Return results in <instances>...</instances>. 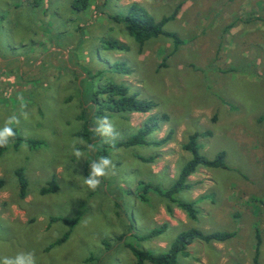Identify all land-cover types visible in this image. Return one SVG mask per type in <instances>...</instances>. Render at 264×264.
<instances>
[{"label": "rangeland", "instance_id": "374dc122", "mask_svg": "<svg viewBox=\"0 0 264 264\" xmlns=\"http://www.w3.org/2000/svg\"><path fill=\"white\" fill-rule=\"evenodd\" d=\"M132 1L155 20L175 11L163 29L183 43L159 35L138 44L114 18ZM116 61L130 72L116 70ZM107 82L155 106L110 111L105 93L91 96ZM162 113L167 118L147 138L171 130L164 142L114 146ZM10 116L19 120L18 138L0 151V259L31 251L37 264H135L129 245L158 254L177 233L198 228L234 234L189 243L187 254H176L179 264H252L254 252L260 264L254 233L264 227V0H89L85 9L71 0H0V128ZM104 116L115 140L77 134ZM207 129L199 152L213 158L223 151L228 168L199 166L187 177L191 187L172 195L194 200L189 218L153 187L172 185L190 158L181 143ZM103 156L115 167L92 190L85 177Z\"/></svg>", "mask_w": 264, "mask_h": 264}, {"label": "trees", "instance_id": "16d2710c", "mask_svg": "<svg viewBox=\"0 0 264 264\" xmlns=\"http://www.w3.org/2000/svg\"><path fill=\"white\" fill-rule=\"evenodd\" d=\"M89 0H71V6L75 9H85L88 5ZM175 15V11L170 13L169 15L162 16L160 19L155 20L147 10L138 4L136 1H132V3L127 5L126 11H124L119 16L115 15L114 18H120L125 21L126 29L133 36L134 40L138 44L144 43L146 40L152 37H157L159 35L168 37L171 41L173 46L183 43V40L179 38L174 32H170L163 29V25L169 19H172ZM104 45L109 48H114L118 50L125 49V45L120 41L115 40H106L104 41ZM114 68L121 72L122 74H127L130 72L129 67L122 61H116L114 64ZM102 92L105 93L107 98L105 99L106 109L110 111H124V112H148L154 106L155 103L151 100H144L137 97L135 92L130 93L128 86L122 83H114V82H107L105 85L99 87L93 93L91 92V96L96 98V93ZM167 116L162 113L159 115L150 114L148 115L135 129V133L128 139L124 141H120L114 144L115 147L117 146H128L132 144H154L159 145L164 142L171 134V130L168 133L160 138V139H150L147 138V135L155 129L157 126V121L165 120ZM87 123L84 124L83 128L85 130L78 131V135H82L84 132L92 133L94 132V128L86 127ZM14 130V129H13ZM15 132V130H14ZM210 130H204L202 132H191L188 133L186 136V140L181 143V148L185 150L190 158L182 164L179 170H177L176 176L173 179L172 185L169 188H166L164 191L157 187H153L158 193L163 196H167L170 203L176 205L180 208L187 217L194 218L197 209L193 207V201H179L172 197L174 193L180 190H186L190 188L191 184L187 182V176L190 175L195 171V169L199 166L203 167H221V168H228L226 163L223 161L224 153L220 151L216 154L213 158H206L199 152L200 144L198 143V138L203 136L210 135ZM15 137L18 138V135L15 133ZM93 139V138H92ZM91 140V139H90ZM94 140V139H93ZM5 147V146H4ZM4 147H0V151ZM142 160L150 161L152 158H143ZM19 173V171H18ZM88 175H86L87 177ZM20 184V194L23 192L25 181L23 178L19 179ZM54 186V185H53ZM150 186V185H149ZM148 187V185H146ZM49 190L53 189L48 187ZM48 189L41 188V192H45ZM166 211L170 212L171 205H165ZM75 220V219H74ZM72 220V222H74ZM161 224L160 226H163ZM158 231V230H157ZM156 229L150 230L147 234L154 235ZM233 231H210L205 232L198 228H190L185 231L179 232L175 235L173 240L168 244V246L158 254H152L148 251L138 249L133 246H128L131 252L134 254L136 260L135 264H143L144 261L149 262L151 264H179L176 261V254L178 252H182L187 254L186 246L195 241H203V242H210V241H223L233 235ZM67 236V232L63 233L60 237H58L52 244H58L65 240ZM256 244L259 243L260 236L259 232L255 230L254 233ZM51 244V245H52ZM107 244V243H106ZM49 246H47L48 248ZM252 264H259L257 262V253L254 252L252 256Z\"/></svg>", "mask_w": 264, "mask_h": 264}, {"label": "clouds", "instance_id": "9594fccd", "mask_svg": "<svg viewBox=\"0 0 264 264\" xmlns=\"http://www.w3.org/2000/svg\"><path fill=\"white\" fill-rule=\"evenodd\" d=\"M19 99H23L19 97ZM25 116L27 114L25 113ZM19 120L16 116H10L4 123V126L0 128V147L6 146L9 141L15 137V132L13 130V124H18ZM97 134L102 137L111 138L115 140L116 131L113 122L107 117L104 116L102 118H98L97 126L93 129ZM83 141H81L82 143ZM89 150H92L93 146L88 145ZM74 155L76 157H81L82 153L79 149L74 148ZM115 165L112 160L103 156L98 161H94L91 164L90 174L85 177V184L92 189L95 190L101 183L102 177H105L109 174L110 169H114ZM114 174V172H113ZM0 264H37L36 256L34 252L31 251H22L18 252L14 256H6L0 259Z\"/></svg>", "mask_w": 264, "mask_h": 264}, {"label": "crops", "instance_id": "0c3cea01", "mask_svg": "<svg viewBox=\"0 0 264 264\" xmlns=\"http://www.w3.org/2000/svg\"><path fill=\"white\" fill-rule=\"evenodd\" d=\"M260 226L262 227V229H260V264H264V227L262 224H260ZM261 230H263V231H261ZM195 241H199V240H195ZM210 242H212V241H210ZM218 242H221V241H218ZM262 244H263V247H262Z\"/></svg>", "mask_w": 264, "mask_h": 264}]
</instances>
